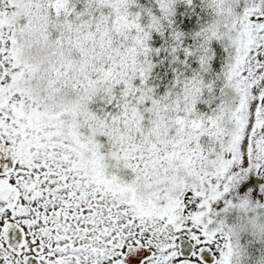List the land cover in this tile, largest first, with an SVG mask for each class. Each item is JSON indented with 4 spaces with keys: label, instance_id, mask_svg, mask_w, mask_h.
<instances>
[{
    "label": "snow or ice",
    "instance_id": "obj_1",
    "mask_svg": "<svg viewBox=\"0 0 264 264\" xmlns=\"http://www.w3.org/2000/svg\"><path fill=\"white\" fill-rule=\"evenodd\" d=\"M0 264H264V0H0Z\"/></svg>",
    "mask_w": 264,
    "mask_h": 264
}]
</instances>
